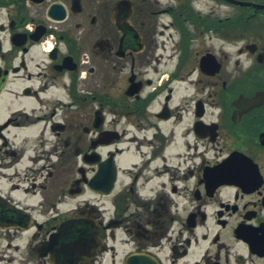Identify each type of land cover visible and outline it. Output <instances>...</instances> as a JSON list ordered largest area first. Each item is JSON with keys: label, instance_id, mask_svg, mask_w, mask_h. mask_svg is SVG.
I'll return each instance as SVG.
<instances>
[{"label": "flooded vegetation", "instance_id": "obj_1", "mask_svg": "<svg viewBox=\"0 0 264 264\" xmlns=\"http://www.w3.org/2000/svg\"><path fill=\"white\" fill-rule=\"evenodd\" d=\"M0 203V264H264V0H0Z\"/></svg>", "mask_w": 264, "mask_h": 264}, {"label": "water", "instance_id": "obj_2", "mask_svg": "<svg viewBox=\"0 0 264 264\" xmlns=\"http://www.w3.org/2000/svg\"><path fill=\"white\" fill-rule=\"evenodd\" d=\"M103 174H104L103 171H100V173L97 175V177L94 180L88 179V181H87L88 186L91 187V185L93 184L94 181H95V183L100 181L103 177ZM8 208L9 207L6 204L0 203V226H2V224H4V225L10 224V222H11V217L9 215ZM9 226H11V225H9Z\"/></svg>", "mask_w": 264, "mask_h": 264}, {"label": "rangeland", "instance_id": "obj_3", "mask_svg": "<svg viewBox=\"0 0 264 264\" xmlns=\"http://www.w3.org/2000/svg\"><path fill=\"white\" fill-rule=\"evenodd\" d=\"M78 201H80V199H77V200H73V203H77Z\"/></svg>", "mask_w": 264, "mask_h": 264}]
</instances>
